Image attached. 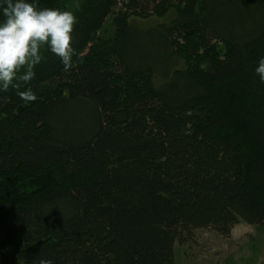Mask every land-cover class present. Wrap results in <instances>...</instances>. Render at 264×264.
<instances>
[{"label":"trees","instance_id":"1","mask_svg":"<svg viewBox=\"0 0 264 264\" xmlns=\"http://www.w3.org/2000/svg\"><path fill=\"white\" fill-rule=\"evenodd\" d=\"M30 2L77 17L73 66L43 46L0 92V264H176L196 231L264 229V0Z\"/></svg>","mask_w":264,"mask_h":264},{"label":"clouds","instance_id":"2","mask_svg":"<svg viewBox=\"0 0 264 264\" xmlns=\"http://www.w3.org/2000/svg\"><path fill=\"white\" fill-rule=\"evenodd\" d=\"M0 16L3 17L0 19V92L33 80L35 68L43 59L40 54L43 46L59 57L65 71L71 69L73 33L78 22L73 12L38 8L30 0H3ZM254 71L264 84V57L258 60ZM20 96L26 101L36 99L31 88Z\"/></svg>","mask_w":264,"mask_h":264},{"label":"rangeland","instance_id":"3","mask_svg":"<svg viewBox=\"0 0 264 264\" xmlns=\"http://www.w3.org/2000/svg\"><path fill=\"white\" fill-rule=\"evenodd\" d=\"M152 24L141 21L139 27ZM176 264H264V229L240 224L228 237L196 231L187 245H176Z\"/></svg>","mask_w":264,"mask_h":264}]
</instances>
